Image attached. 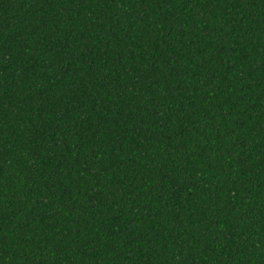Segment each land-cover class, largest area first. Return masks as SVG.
<instances>
[{
	"label": "trees",
	"instance_id": "obj_1",
	"mask_svg": "<svg viewBox=\"0 0 264 264\" xmlns=\"http://www.w3.org/2000/svg\"><path fill=\"white\" fill-rule=\"evenodd\" d=\"M0 264H264V0H0Z\"/></svg>",
	"mask_w": 264,
	"mask_h": 264
}]
</instances>
